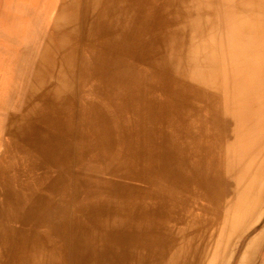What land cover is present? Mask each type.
Instances as JSON below:
<instances>
[{"label":"bare ground","instance_id":"obj_1","mask_svg":"<svg viewBox=\"0 0 264 264\" xmlns=\"http://www.w3.org/2000/svg\"><path fill=\"white\" fill-rule=\"evenodd\" d=\"M38 25L0 264H264V0H56Z\"/></svg>","mask_w":264,"mask_h":264},{"label":"rangeland","instance_id":"obj_2","mask_svg":"<svg viewBox=\"0 0 264 264\" xmlns=\"http://www.w3.org/2000/svg\"><path fill=\"white\" fill-rule=\"evenodd\" d=\"M55 2L0 0V126L5 111L12 110L21 99L22 79L26 77L30 66L27 64L34 58L35 47L42 34L38 21H47ZM7 34H13L9 37L14 38V45L7 43ZM22 38H28L31 47L23 52L19 49L21 46H17L23 43Z\"/></svg>","mask_w":264,"mask_h":264}]
</instances>
